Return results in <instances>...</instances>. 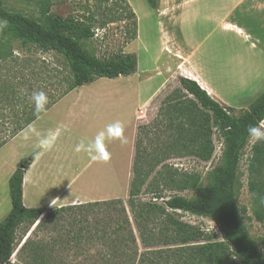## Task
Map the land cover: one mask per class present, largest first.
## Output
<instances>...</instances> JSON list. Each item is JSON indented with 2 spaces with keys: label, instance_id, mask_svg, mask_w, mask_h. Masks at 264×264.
<instances>
[{
  "label": "rangeland",
  "instance_id": "1",
  "mask_svg": "<svg viewBox=\"0 0 264 264\" xmlns=\"http://www.w3.org/2000/svg\"><path fill=\"white\" fill-rule=\"evenodd\" d=\"M2 1L11 11L37 17L42 0ZM49 1L50 13L55 16L73 17L82 21H87L89 18L95 20L93 21L95 38L89 42V47L98 57L109 58L124 53L133 54L138 59L137 76L132 80L129 79L130 76L118 79L103 78L93 84L85 85L83 89L84 98H100L108 101L105 110L110 113H106L104 117L103 131L102 117L98 116L94 120L97 127L95 132L88 134L85 129H81L74 136L60 135V138L64 137L63 142H65V163L77 173L76 179L79 180L82 176V181L77 183L75 191L83 189L85 191L83 194L88 193V196L96 197L112 194L113 200L127 202L133 178L134 158L129 163L133 153V122H135L134 115L140 107L138 92L142 87V96H151L152 100L139 110L137 115L139 120L135 123L134 151L138 140V127L147 128V135L143 133L139 136L143 141L141 149L146 151V159L139 165L144 178L137 198L142 202L152 201L154 198L152 192L155 190L153 187H162L164 184L161 166H156L157 159L162 158L161 147L158 141L156 142V133L164 130V123L173 116L163 102L168 95L180 87L178 74L171 75L172 71L178 72L175 65L177 56L181 52L191 54L180 33L182 23L178 19L180 11L177 8L180 0H160L156 11L151 9L146 0H126L130 10L135 13L137 22V37L131 42L128 39L133 32L132 20L127 19L125 13L128 11L122 10V3L119 0ZM189 29L191 30V27ZM208 29L212 28H201L200 37H203ZM250 30L255 36L248 43L238 40L237 37H228L216 32L201 50L205 55L207 48H211L208 56L205 57V65L210 72L218 73V76L222 74L223 84H231L232 98H239V95L246 93L251 94L246 100L239 98L228 105L223 104L231 109V114L234 116H240L250 110L264 91V57L260 54V52L264 53V35L259 36V31H264V28L252 27ZM255 30L258 31V35ZM191 33L189 30L186 33L189 40L194 39ZM193 42L194 40H191L189 45L195 46ZM12 49L14 53L7 69L0 67V83L7 73L15 76L16 81L25 76L28 83L23 89L30 94L34 90H42L46 93L48 101L51 98H59L68 87L65 83L66 78L71 76L63 58L52 52H40L33 47L23 49L17 41L12 44ZM162 75L170 79L166 85L162 83ZM30 103L34 105L32 101ZM62 120L65 119L59 118L57 121ZM259 128L264 131V122ZM213 140L215 152L210 162H201L193 157L172 158L164 162L163 165H166L168 170L176 172V179L189 176L196 182L199 190L194 192L165 190L163 199L158 201L160 204L164 199L174 195L194 199L198 192L210 183L209 174L223 164L225 148L222 134L217 129L214 130ZM90 141L91 145H89ZM258 145L264 146V141L257 142L251 137L243 150L238 173L237 205L252 240L264 257V200L262 201V198L256 200L250 186L255 147ZM12 157H14L13 152L0 151V167L8 165L13 160ZM8 168L9 165L3 171H8ZM108 178L111 180L115 178L114 187L108 184ZM259 179L260 185L264 187V166ZM0 194L10 200L9 184L0 185ZM66 207L69 206L61 208ZM61 208L50 211L51 214L39 228L37 224L25 223L18 229L12 264H102L108 253L93 234L95 228L98 230V222L106 215L103 209L95 210L91 219L88 217L89 228L93 233L91 236L95 238L93 240L90 238L91 242H88L85 240L89 236L88 231L83 233L85 239L80 235L84 227L83 223L86 222L84 217L73 215L72 211H60ZM7 214H4L0 222L7 217ZM178 214L184 222L198 228L207 238L216 237L223 240L221 229L215 220L187 213ZM258 214L262 215V221L258 220ZM25 243H28V246L22 250ZM39 249L41 255H35ZM232 253L237 264H244L235 250Z\"/></svg>",
  "mask_w": 264,
  "mask_h": 264
},
{
  "label": "trees",
  "instance_id": "2",
  "mask_svg": "<svg viewBox=\"0 0 264 264\" xmlns=\"http://www.w3.org/2000/svg\"><path fill=\"white\" fill-rule=\"evenodd\" d=\"M146 1L151 9L158 10L160 0ZM119 2L122 10L128 11L125 13L127 19L132 20L133 32L128 41H134L137 37L135 13L126 0ZM50 8V1L42 0L39 15L32 17L11 11L0 0V67L7 69L14 53L12 44L17 41L23 49L33 47L40 52L57 54L71 72L65 80L66 90L59 98H51L40 113H36L30 103L32 92L30 94L23 89L28 83L25 76L16 81L15 76L7 73L1 79L0 149L71 91L98 79H118L137 72L138 59L133 54L100 58L91 51L89 42L95 38L93 18L87 21L62 18L50 13ZM179 84L180 87L163 102L173 116L164 123V130L156 133V142L162 151V158L157 159L156 166H161L164 184L153 187L152 201L142 202L137 198L144 178L139 165L146 159V151L141 149L143 141L139 139L141 134L147 135V128L143 126L138 127L127 202L118 199L97 201L61 208L60 211H72L73 215L84 217L86 222L80 235L85 239L83 233L88 231L89 236L85 240L91 242L90 238H97L104 245L108 255L102 264H237L233 250L241 256L244 264H264V257L252 240L237 205L239 166L243 150L251 138L247 128L249 125L259 127L264 122V91L250 110L234 116L231 109L215 101L197 82L181 77ZM215 129L222 134L225 148L223 164L209 174L210 183L194 199L174 195L160 204L158 201L163 199L165 190H199L191 177L176 179V172L163 164L172 158L183 157L210 162L215 152ZM255 150L250 186L254 198H262L263 201L264 187L260 185L259 178L264 166V146L258 145ZM32 160V157L22 160L9 181L12 209L0 222V264H12L17 231L23 224H37L39 228L51 214L44 209H27L24 206V176ZM101 209L106 215L98 222V230L95 228L93 234L88 217L91 219L95 210ZM178 213L215 220L223 240L207 238L198 228L184 222ZM257 217L259 221L263 220L261 214ZM27 246L25 243L22 250ZM40 253L41 249L35 255Z\"/></svg>",
  "mask_w": 264,
  "mask_h": 264
},
{
  "label": "crops",
  "instance_id": "3",
  "mask_svg": "<svg viewBox=\"0 0 264 264\" xmlns=\"http://www.w3.org/2000/svg\"><path fill=\"white\" fill-rule=\"evenodd\" d=\"M177 8L180 11L178 19L182 23L180 33L191 54L181 52L177 56L175 65L178 72L172 71L171 75L177 73L179 78L183 77L197 82L221 105H228L234 99L246 100L251 94L239 95V98L231 97V84H223L222 74L218 76V73L210 72L205 65V57L208 56L211 48H207L205 55L201 53V50L216 32L228 37H237L238 40L245 43L253 40L255 35L250 28H264V0H180ZM205 27L212 29H208L205 35L200 37V29ZM188 30L192 32L194 39L191 40H194L195 46L189 45L191 40L186 34ZM255 33L257 34L258 31L255 30ZM263 33L264 31H259V36H263ZM260 54L264 57L263 52ZM135 76H137V72L129 79L132 80ZM169 80L165 75H162L164 85L169 83ZM84 88L85 86L79 87L58 100L34 123L0 149L1 152H13L14 155L13 160L8 164L10 167L8 171H3L8 165L0 167V185L7 186L9 184L22 160L33 158L25 173L23 184V203L27 209H44L50 212L63 206L114 199L112 194L96 197L88 196V193L83 194L85 192L83 189L75 191L77 183L82 181V176L79 178L80 181L76 179L77 173L65 163V142H63L64 137L60 138V135L74 136L81 129H85L88 134H91L97 129L94 120L98 116L102 117L101 128L103 131L104 117L106 113H110L105 110L108 101L100 98H84ZM140 89L138 92L139 110L152 100L151 96H142V87ZM139 110L134 115L133 153L129 158V163L135 155V123L139 120L137 116ZM112 112L114 116L115 111ZM59 118L65 120L57 121ZM119 134L118 114V136ZM89 145H91V141ZM107 181L110 186L116 185L115 178L112 180L108 178ZM118 186L120 187V184ZM11 209V198L7 200L0 194V220L4 214H9Z\"/></svg>",
  "mask_w": 264,
  "mask_h": 264
},
{
  "label": "clouds",
  "instance_id": "4",
  "mask_svg": "<svg viewBox=\"0 0 264 264\" xmlns=\"http://www.w3.org/2000/svg\"><path fill=\"white\" fill-rule=\"evenodd\" d=\"M31 101L34 103V111L36 113H40L45 110V106L48 103V97L44 91L34 90L31 94ZM247 133L249 137L255 138L257 142L264 141V131H261L260 128L256 125H249L247 128Z\"/></svg>",
  "mask_w": 264,
  "mask_h": 264
}]
</instances>
